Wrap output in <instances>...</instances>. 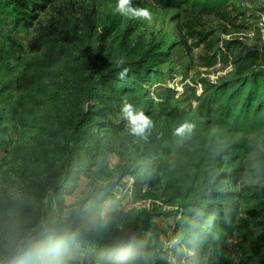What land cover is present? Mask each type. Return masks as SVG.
I'll use <instances>...</instances> for the list:
<instances>
[{
    "label": "rangeland",
    "instance_id": "374dc122",
    "mask_svg": "<svg viewBox=\"0 0 264 264\" xmlns=\"http://www.w3.org/2000/svg\"><path fill=\"white\" fill-rule=\"evenodd\" d=\"M37 3L43 7L28 12L31 16L27 17V25H16L0 12V111L5 112V125L10 133L6 137L8 153L0 154V199L19 195L18 190L9 187L12 183L23 184L24 167L16 158L40 148L46 140L44 118L60 105L56 91L66 85V75L82 63H89L96 52L108 63L133 61L145 54L160 82L155 83L153 76L145 86L149 87L146 95L134 108L144 112L153 123L146 136H138L140 142L158 139L164 132L174 134L177 139L173 130L181 121L191 124L199 138L189 145L180 144L165 157L169 164L166 179L145 196L126 204L113 217L109 216L106 202L104 221L120 227L152 209L161 213L183 210L188 204L184 189L192 178L197 182L204 176L210 180L219 176V182L227 186L237 206L242 223L205 249L198 264L264 262V254L250 257L245 252L262 235L251 212L264 208V130L245 133L223 128L216 124L214 112L200 108L203 97L200 81L215 83L231 76V67L207 64L224 40L240 38L255 47L264 45V0H231L230 20L200 15L188 6L164 9L153 0H132L133 6L150 11V20L122 16L115 10L117 0H37ZM61 32L71 35L70 40L62 39ZM200 35L207 38L198 45ZM259 66L264 67V60ZM118 118L116 115L114 120ZM139 152L137 145L116 146L108 153L104 181L96 183L114 179L120 169L131 171L140 163ZM90 179L88 173L80 181V188ZM133 180V176L116 180L115 191L124 190L121 187ZM79 199L77 193L67 196V208L60 218H55L52 196L45 198L40 226L28 239L48 232L53 225L64 228ZM163 219L158 215L153 221L165 229ZM167 243L165 239L166 246ZM81 258L80 254L78 262L64 264H89ZM0 264H8V259L0 257ZM168 264H192V261L179 262L168 256Z\"/></svg>",
    "mask_w": 264,
    "mask_h": 264
},
{
    "label": "trees",
    "instance_id": "16d2710c",
    "mask_svg": "<svg viewBox=\"0 0 264 264\" xmlns=\"http://www.w3.org/2000/svg\"><path fill=\"white\" fill-rule=\"evenodd\" d=\"M153 2L164 9L188 6L194 13L224 20H230L228 9L232 7L231 0ZM42 7L37 0H0V12L16 25H27V17L31 16L28 12ZM200 36L198 45L207 38ZM60 37L69 41L71 35L61 32ZM90 58L89 63L70 71L66 85L56 91L60 105L45 115L46 140L41 147L16 158L24 167L23 184L9 185L19 191L17 197L0 199V257L12 264L15 242L28 239L40 226L45 198L52 196L55 210L52 214L60 218L67 208L65 198L77 193L80 199L65 227L53 225L45 233L63 241L56 264L78 262L80 254L81 261L89 264H115L117 256L128 254L129 264H168V256L198 264L205 249L242 223L237 206L227 186L219 182V176L211 180L204 176L197 182L192 178L184 189L188 204L183 210L161 213L152 209L120 227L104 221L106 202L109 216L113 217L126 204L145 196L166 179L169 164L165 157L199 135L191 128L177 139L174 134L164 132L158 139L140 142L132 133L122 106L125 101L133 108L139 105L149 88L145 86L153 76L155 83L160 82L159 75L152 73L145 54L122 63H108L99 52ZM207 60L208 66L231 67L232 73L215 83L200 81L203 93L200 108L214 112L216 124L223 128L245 133L264 130V67L259 66L264 60V45L255 47L240 38H230ZM116 115L120 118L114 120ZM5 120V112L0 111V154L8 153L6 137L10 133ZM181 124L182 121L177 126ZM126 143L140 148V163L131 171L120 169L110 181L96 183L104 181L108 153ZM88 173L91 179L82 189L80 181ZM128 176H133L132 183L115 191L118 183L115 181ZM158 215L164 218L165 229L154 223ZM251 217L262 231L259 239L245 250L248 256L255 257L264 254V208L251 212ZM75 247H79L77 252ZM16 264L21 262L17 260Z\"/></svg>",
    "mask_w": 264,
    "mask_h": 264
},
{
    "label": "clouds",
    "instance_id": "9594fccd",
    "mask_svg": "<svg viewBox=\"0 0 264 264\" xmlns=\"http://www.w3.org/2000/svg\"><path fill=\"white\" fill-rule=\"evenodd\" d=\"M119 14L130 19L150 20L151 13L146 8L132 5V0H117L116 9ZM122 112L129 121L131 131L137 136H146L153 126L152 120L142 111H135L133 105L125 101ZM192 125L185 122L176 128V135H184L191 131ZM63 248V241L54 239L45 233L30 239L18 240L14 245L12 264L20 261L21 264H56V258ZM130 254L117 256L115 264H129Z\"/></svg>",
    "mask_w": 264,
    "mask_h": 264
}]
</instances>
